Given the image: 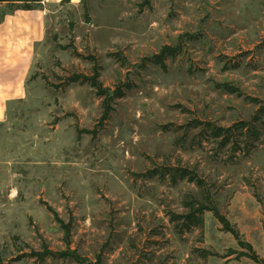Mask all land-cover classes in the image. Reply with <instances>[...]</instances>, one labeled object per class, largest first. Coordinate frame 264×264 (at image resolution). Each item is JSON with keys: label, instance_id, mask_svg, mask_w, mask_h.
Returning <instances> with one entry per match:
<instances>
[{"label": "rangeland", "instance_id": "374dc122", "mask_svg": "<svg viewBox=\"0 0 264 264\" xmlns=\"http://www.w3.org/2000/svg\"><path fill=\"white\" fill-rule=\"evenodd\" d=\"M26 7L46 32L0 99V264H264V0H0V24ZM205 192L260 262L211 212L174 221Z\"/></svg>", "mask_w": 264, "mask_h": 264}, {"label": "crops", "instance_id": "0c3cea01", "mask_svg": "<svg viewBox=\"0 0 264 264\" xmlns=\"http://www.w3.org/2000/svg\"><path fill=\"white\" fill-rule=\"evenodd\" d=\"M62 1L44 0V4L59 5ZM81 1L71 0V4ZM41 9L16 11L0 24V99L9 100L14 95L15 83L22 84L26 79V55L43 40L46 32Z\"/></svg>", "mask_w": 264, "mask_h": 264}, {"label": "trees", "instance_id": "16d2710c", "mask_svg": "<svg viewBox=\"0 0 264 264\" xmlns=\"http://www.w3.org/2000/svg\"><path fill=\"white\" fill-rule=\"evenodd\" d=\"M20 1H23V0H20ZM35 1H38V0H35ZM143 3L145 5H148L150 3V0H143ZM26 9L28 8L26 7ZM177 52H178L177 49H171L169 47H164L160 54L155 55L153 57V61L157 65H162L163 60L166 57L174 56ZM78 81H79L78 79H73V82H78ZM89 81L92 83V79ZM92 84L94 87L97 86V84L95 83H92ZM261 111L263 112L264 109H261ZM107 114L108 112L106 110V112L104 113L103 119L107 118ZM197 124L198 125H195V128L204 126L203 132H209L211 137H213L214 139H223V144L230 143L232 138L235 135L233 128L224 129V128L216 127L210 123H207L205 125H202L200 123H197ZM247 127L248 126L246 124H242L241 126L236 127V129H238L239 132H243V130L247 129ZM249 133H250V137H254L255 140L257 139V134L253 132V129L252 130L249 129ZM173 172L174 173H172V176L175 180L177 178H179L180 180H184L188 178L190 182L196 183L197 187L200 188L201 190H203V188L205 187L204 181H202L201 179H198V176L195 175L194 173H191L187 170H177V169L173 170ZM205 193L203 195L202 201H196V200L185 201V206L189 209V212L184 216H179V217L175 216L174 221L184 220L185 222H183L181 226L184 227L185 229L186 228L190 229L192 227L201 226L203 224L202 223L203 221L201 218L203 214L205 212H211L213 213L214 217L222 224L223 230L227 233H230L232 236H234V238L239 242L240 246L243 249H246L250 252V254L248 253L247 256L256 262H260L258 261L259 258L257 257L256 253H254L253 247L250 244L241 241V235L239 231L219 212L217 207L214 205L213 197L209 196V193L207 192ZM34 256L40 257L42 260H45V258H47L48 256H55V254L51 255V253H49L45 249L43 253H37V255H34ZM58 256H60V258H65V257H68L69 255L61 253Z\"/></svg>", "mask_w": 264, "mask_h": 264}]
</instances>
